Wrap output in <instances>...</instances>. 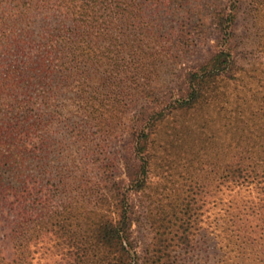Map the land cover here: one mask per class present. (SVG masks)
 Returning a JSON list of instances; mask_svg holds the SVG:
<instances>
[{"label": "trees", "instance_id": "1", "mask_svg": "<svg viewBox=\"0 0 264 264\" xmlns=\"http://www.w3.org/2000/svg\"><path fill=\"white\" fill-rule=\"evenodd\" d=\"M230 1L229 13L211 12L226 41L240 0ZM194 3L0 0V213L10 218L0 264H33L37 248L64 264H132L130 196L144 185L154 124L191 109L232 69L224 50L183 66L195 48ZM122 135L127 170L134 165L131 188L110 179L115 160L105 151ZM257 168L251 182L264 193V167ZM51 170L57 184L46 180ZM173 263L168 254L162 264Z\"/></svg>", "mask_w": 264, "mask_h": 264}, {"label": "rangeland", "instance_id": "2", "mask_svg": "<svg viewBox=\"0 0 264 264\" xmlns=\"http://www.w3.org/2000/svg\"><path fill=\"white\" fill-rule=\"evenodd\" d=\"M230 4L195 0V48L183 66L198 67L224 50L232 69L207 84L191 109L172 111L154 124L144 185L130 196L132 264H151L154 256L162 264L168 254L173 264H264V193L251 182L257 166L264 167V0L238 2L226 41L214 30L211 12L226 8L227 14ZM125 139H113L105 151L115 160L110 179L131 188L134 178L128 172L134 165L130 162L127 170L124 156L130 146H124ZM236 168L242 172L232 179ZM54 175L51 170L46 179L51 184L59 181ZM97 179H92L94 186H100ZM63 180L67 186L80 185L79 178ZM36 187L40 190L41 181ZM46 188L41 189L48 196L58 197L56 188ZM9 220L0 213V248L6 245ZM59 263L64 264L59 256L44 249L34 253L33 264Z\"/></svg>", "mask_w": 264, "mask_h": 264}]
</instances>
